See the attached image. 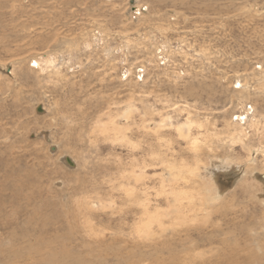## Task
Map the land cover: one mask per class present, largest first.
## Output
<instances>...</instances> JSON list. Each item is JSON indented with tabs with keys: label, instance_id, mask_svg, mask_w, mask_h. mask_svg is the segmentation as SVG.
I'll use <instances>...</instances> for the list:
<instances>
[{
	"label": "rangeland",
	"instance_id": "374dc122",
	"mask_svg": "<svg viewBox=\"0 0 264 264\" xmlns=\"http://www.w3.org/2000/svg\"><path fill=\"white\" fill-rule=\"evenodd\" d=\"M50 252L264 264V0H0V264Z\"/></svg>",
	"mask_w": 264,
	"mask_h": 264
},
{
	"label": "bare ground",
	"instance_id": "6f19581e",
	"mask_svg": "<svg viewBox=\"0 0 264 264\" xmlns=\"http://www.w3.org/2000/svg\"><path fill=\"white\" fill-rule=\"evenodd\" d=\"M240 125V124H239ZM235 128H237V129H234V131L233 132H231V134L237 139L238 137H240V135L243 133V131H244V127H243V125L242 126H238L237 125V127H235ZM193 142V141H192ZM184 191V190H183ZM185 195V194H184ZM159 224H161L162 225V223H160V221H159ZM19 234V233H18ZM146 234V233H145ZM60 235V234H59ZM48 236V235H47ZM60 240V239H59ZM68 241V240H67ZM17 243V242H16ZM16 245V244H15ZM45 246V245H44ZM54 246V245H53ZM19 247V246H18ZM85 249V248H84ZM61 250V249H60ZM66 251V250H65ZM65 251L63 250V252H61V253H65ZM82 251V250H81ZM29 254V253H28ZM129 254V253H128ZM69 255V254H68ZM89 255V254H88ZM91 256V255H90ZM99 256V255H98ZM57 258V256H54V254L52 253V252H50V255L47 257V259H46V261L43 263V264H56V260L58 259H56ZM61 258L62 259H64V254H63V257L61 256ZM78 258H80V260L78 261L79 263L78 264H81L82 262H84V260H85V258L83 259L82 257H78ZM88 258V257H87ZM67 259V258H66ZM75 259V258H74ZM88 259H90V258H88ZM174 259V258H173ZM211 259V258H210ZM61 260V259H60ZM87 260V259H86ZM111 260V259H110ZM223 260V259H222ZM175 261V260H174ZM211 261V260H210ZM213 261H215V260H213ZM86 262V261H85ZM89 262V261H88ZM90 262H92V261H90ZM142 262V261H141ZM173 262V261H172ZM206 262H207V260H206ZM216 262V261H215ZM93 263V262H92ZM92 263H90V264H92ZM209 263V262H208ZM213 263V262H212ZM220 263V262H219ZM31 264H33V263H31ZM75 264H77V260H76V262H75ZM95 264V263H94ZM106 264V263H105ZM218 264V263H217Z\"/></svg>",
	"mask_w": 264,
	"mask_h": 264
},
{
	"label": "water",
	"instance_id": "95a60500",
	"mask_svg": "<svg viewBox=\"0 0 264 264\" xmlns=\"http://www.w3.org/2000/svg\"><path fill=\"white\" fill-rule=\"evenodd\" d=\"M66 162H67V164H69L70 166L73 165V162H72L71 160H69L68 158H66Z\"/></svg>",
	"mask_w": 264,
	"mask_h": 264
}]
</instances>
